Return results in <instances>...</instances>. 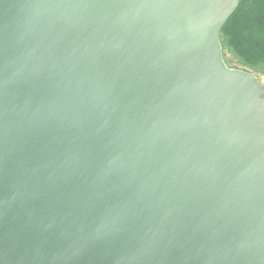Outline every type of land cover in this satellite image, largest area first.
<instances>
[{
	"label": "water",
	"instance_id": "water-1",
	"mask_svg": "<svg viewBox=\"0 0 264 264\" xmlns=\"http://www.w3.org/2000/svg\"><path fill=\"white\" fill-rule=\"evenodd\" d=\"M240 1L0 0V264H264Z\"/></svg>",
	"mask_w": 264,
	"mask_h": 264
},
{
	"label": "trees",
	"instance_id": "trees-1",
	"mask_svg": "<svg viewBox=\"0 0 264 264\" xmlns=\"http://www.w3.org/2000/svg\"><path fill=\"white\" fill-rule=\"evenodd\" d=\"M220 41L224 57L228 49L243 66L264 67V0H241Z\"/></svg>",
	"mask_w": 264,
	"mask_h": 264
},
{
	"label": "rangeland",
	"instance_id": "rangeland-1",
	"mask_svg": "<svg viewBox=\"0 0 264 264\" xmlns=\"http://www.w3.org/2000/svg\"><path fill=\"white\" fill-rule=\"evenodd\" d=\"M225 58L226 62L229 66L238 68V69H243L246 71H250L253 74H255L262 86H264V67H256V68H251L247 66H243L239 60L232 54L230 51L227 49L225 51Z\"/></svg>",
	"mask_w": 264,
	"mask_h": 264
},
{
	"label": "bare ground",
	"instance_id": "bare-ground-1",
	"mask_svg": "<svg viewBox=\"0 0 264 264\" xmlns=\"http://www.w3.org/2000/svg\"><path fill=\"white\" fill-rule=\"evenodd\" d=\"M229 19H230V18H229ZM229 19H228V20H229Z\"/></svg>",
	"mask_w": 264,
	"mask_h": 264
}]
</instances>
